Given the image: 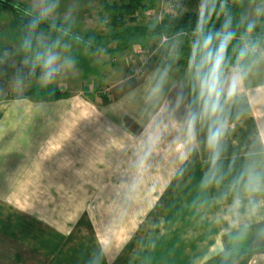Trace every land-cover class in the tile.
<instances>
[{
    "label": "crops",
    "instance_id": "0c3cea01",
    "mask_svg": "<svg viewBox=\"0 0 264 264\" xmlns=\"http://www.w3.org/2000/svg\"><path fill=\"white\" fill-rule=\"evenodd\" d=\"M174 74L152 66L56 100L0 98V264H206L223 234L264 221V193L238 210L225 199L247 164L264 168V81L244 78L228 102L213 165L205 127H184L192 96ZM160 110L172 124L141 167L140 134Z\"/></svg>",
    "mask_w": 264,
    "mask_h": 264
},
{
    "label": "rangeland",
    "instance_id": "374dc122",
    "mask_svg": "<svg viewBox=\"0 0 264 264\" xmlns=\"http://www.w3.org/2000/svg\"><path fill=\"white\" fill-rule=\"evenodd\" d=\"M8 1H12L17 10L5 9L0 5V52L3 46L11 45V50L6 51L4 48L3 50L9 53L8 58L15 67L17 63L31 59L40 50L54 49L61 57L62 67L51 84L67 92V95L83 89L92 90L94 87L108 89L112 86V80L120 77H124L126 82L130 80L138 82L152 66L172 68L174 75L182 77L190 91L188 75L190 51H179V42L175 37L168 38L165 35L137 37L129 41L128 48L117 50L116 45L121 39L107 40L112 31L105 6L120 3L121 0ZM229 1L233 0H221L220 3ZM243 1L246 9L236 18L237 22L239 21L236 25L237 38H245L257 48L256 59L251 62L245 78L248 83L262 82L264 37H260L258 32L264 31V0ZM201 5V0H155L154 6L147 4L148 7L136 12V22L139 25L152 26L166 14L174 11L180 13L200 11ZM49 6H52V11L42 17L49 24L48 31L39 29L26 31L21 27L20 21L24 14L41 17L43 10ZM248 23L254 25V36L251 35L252 32L245 33ZM86 33H89V36ZM26 38L32 41L30 50L22 47V42ZM20 79L15 73L1 71L0 98H24L29 96L26 92L32 86L43 85L38 78L30 82L22 80V83H17L16 81ZM241 237L242 240L245 239V234L238 236V240Z\"/></svg>",
    "mask_w": 264,
    "mask_h": 264
},
{
    "label": "clouds",
    "instance_id": "9594fccd",
    "mask_svg": "<svg viewBox=\"0 0 264 264\" xmlns=\"http://www.w3.org/2000/svg\"><path fill=\"white\" fill-rule=\"evenodd\" d=\"M207 8L208 0H202L201 22L197 25L195 38L190 45L188 75L192 98L185 110L184 127L189 137L195 135L198 126L205 127L206 144L215 165L220 159L227 130L225 118L227 104L247 75L250 58L255 55L257 48L254 43L245 38H240L237 44H233V41L237 40V35L232 28L230 18L225 19L220 29L206 31L202 21ZM51 11L52 6L45 8L41 18ZM37 23L38 20H33L30 27L35 28ZM253 28L254 25L248 23L246 33L250 34ZM230 46L234 53L232 57L229 56ZM22 47L30 50L31 39L26 38L22 42ZM24 63L29 65L30 73L33 75L37 68L40 69L38 79L43 85L53 83L62 67L59 53L52 48L36 52ZM165 80L166 74H161L158 81L150 88V99H158L162 95ZM16 82L23 81L20 79ZM183 103V94H178L177 106ZM171 124V114L167 110H160L144 125L139 140L143 153L140 159L141 167L169 131ZM260 193H264V168L258 167L255 163H249L231 182L229 193H225V199L231 194L230 207L238 210L243 203L242 197L252 203V198Z\"/></svg>",
    "mask_w": 264,
    "mask_h": 264
},
{
    "label": "trees",
    "instance_id": "16d2710c",
    "mask_svg": "<svg viewBox=\"0 0 264 264\" xmlns=\"http://www.w3.org/2000/svg\"><path fill=\"white\" fill-rule=\"evenodd\" d=\"M146 1L148 2L145 3L144 0H121L120 3L106 4L105 8L108 12L110 29L112 31L108 35L107 40L109 38L121 39V42L117 43L115 50L124 47L128 48L130 46L129 41L137 37L165 35L168 38L175 37L177 39L179 42V51H190L191 42L195 38V30L198 23L201 22L200 11H183L181 13L174 11L168 15H164L159 22L152 26L139 25L136 22V12L148 7L147 4L150 6L155 5V0ZM1 2V7L9 10H17L16 5L12 1L1 0ZM220 2L221 0H208V8L205 11L202 21L205 24V30H218L221 28L225 19L230 18L232 28L237 35L236 25L239 21L237 22L236 18L246 9L245 2L243 0H233L223 4ZM33 20H38L35 28L30 27ZM128 22L132 23L129 24ZM20 25L26 31L39 29L46 32L49 30V24L43 18L31 14H24ZM254 30L252 31V36L255 35ZM263 34L264 31L258 32L260 37H264ZM86 35L89 36V33H86ZM239 40L240 38H237V40L233 41V44H237ZM262 41L264 42L263 39ZM11 47L9 44L3 46L6 51L11 50ZM3 48L2 52H0V72L15 73L25 82H30L39 77V68L36 69L33 75L30 73L29 65L24 62H19L14 67L8 58L9 53L4 52ZM229 56H234L231 46L229 48ZM255 59L256 56L253 55L248 65ZM26 94L34 99L50 101L66 96L67 92H63L56 86L48 84L32 86ZM243 233L245 234V239L242 240L241 237L238 240L237 237ZM222 241L224 245L223 252L212 257L206 264H247L253 254L264 252V221L225 233L222 236Z\"/></svg>",
    "mask_w": 264,
    "mask_h": 264
},
{
    "label": "built area",
    "instance_id": "2783aa9c",
    "mask_svg": "<svg viewBox=\"0 0 264 264\" xmlns=\"http://www.w3.org/2000/svg\"><path fill=\"white\" fill-rule=\"evenodd\" d=\"M222 3V2H221ZM171 7H173V5L171 4ZM166 39V38H165Z\"/></svg>",
    "mask_w": 264,
    "mask_h": 264
}]
</instances>
